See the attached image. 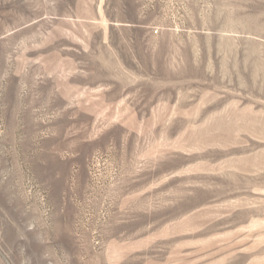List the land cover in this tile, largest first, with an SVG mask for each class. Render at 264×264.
Returning <instances> with one entry per match:
<instances>
[{
  "label": "rangeland",
  "instance_id": "374dc122",
  "mask_svg": "<svg viewBox=\"0 0 264 264\" xmlns=\"http://www.w3.org/2000/svg\"><path fill=\"white\" fill-rule=\"evenodd\" d=\"M0 264H264V0H0Z\"/></svg>",
  "mask_w": 264,
  "mask_h": 264
}]
</instances>
